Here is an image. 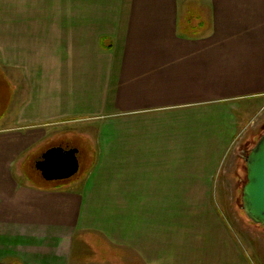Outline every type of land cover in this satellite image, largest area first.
<instances>
[{"label":"crops","instance_id":"0c3cea01","mask_svg":"<svg viewBox=\"0 0 264 264\" xmlns=\"http://www.w3.org/2000/svg\"><path fill=\"white\" fill-rule=\"evenodd\" d=\"M0 66V264H71L82 232L121 264H255L210 204L264 107V0H0ZM79 122L98 128L83 176L28 181Z\"/></svg>","mask_w":264,"mask_h":264},{"label":"rangeland","instance_id":"374dc122","mask_svg":"<svg viewBox=\"0 0 264 264\" xmlns=\"http://www.w3.org/2000/svg\"><path fill=\"white\" fill-rule=\"evenodd\" d=\"M5 70H7V67L3 69L0 66V121L8 116V106L14 90V84L11 82L9 75L5 73ZM251 121L255 128L252 129L247 138L236 141L217 172L215 190L216 194L220 195V202L211 203L210 205H212V210L216 211L221 217L225 230L233 242L235 243L236 240L243 250L250 253L255 264H264V227L250 221L240 208L241 189L245 182L243 155L264 132V107ZM65 127L67 129L64 131L58 129L53 131L43 139L41 145L35 147L28 155L22 166L28 181L38 186L58 187L75 182L83 176L94 156L91 148L92 141L81 133L87 134L89 131L96 133L98 128H93L94 125L81 124V122L65 124ZM67 144L78 149L79 167L77 172L69 179L45 180L42 172L37 168L38 160L52 146L59 145L66 149ZM98 236L94 232H82L76 235L72 245L71 264H121L120 258L117 257V254L120 253L119 249L109 246V250H107ZM104 258L107 259L106 262H100ZM122 264H125V262L122 261Z\"/></svg>","mask_w":264,"mask_h":264},{"label":"water","instance_id":"95a60500","mask_svg":"<svg viewBox=\"0 0 264 264\" xmlns=\"http://www.w3.org/2000/svg\"><path fill=\"white\" fill-rule=\"evenodd\" d=\"M245 182L240 208L253 223L264 227V132L243 155ZM78 149L54 146L41 156L37 168L45 180L69 179L78 170Z\"/></svg>","mask_w":264,"mask_h":264},{"label":"trees","instance_id":"16d2710c","mask_svg":"<svg viewBox=\"0 0 264 264\" xmlns=\"http://www.w3.org/2000/svg\"><path fill=\"white\" fill-rule=\"evenodd\" d=\"M68 145V147L67 148H71V147H73L72 145H70V144H67Z\"/></svg>","mask_w":264,"mask_h":264},{"label":"flooded vegetation","instance_id":"af4514ba","mask_svg":"<svg viewBox=\"0 0 264 264\" xmlns=\"http://www.w3.org/2000/svg\"><path fill=\"white\" fill-rule=\"evenodd\" d=\"M52 147H54V146H52ZM72 148V147H71Z\"/></svg>","mask_w":264,"mask_h":264}]
</instances>
